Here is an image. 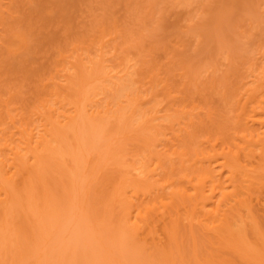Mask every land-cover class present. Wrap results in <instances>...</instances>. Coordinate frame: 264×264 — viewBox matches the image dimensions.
I'll list each match as a JSON object with an SVG mask.
<instances>
[{
	"label": "rangeland",
	"instance_id": "374dc122",
	"mask_svg": "<svg viewBox=\"0 0 264 264\" xmlns=\"http://www.w3.org/2000/svg\"><path fill=\"white\" fill-rule=\"evenodd\" d=\"M56 1L0 0V47L3 49L5 37L18 31L26 34L30 44V52L28 51V56L25 55L30 68H25L23 74L10 73L9 77L0 72V147L6 148H0L2 157L6 155L4 159H8L10 152L15 154L20 150V139H26L25 135L30 131L37 136L43 133L39 102L42 99L53 102L55 98L50 96L48 90L44 93L42 89L51 82V76L55 78L57 73V76L65 73L61 71L63 66L60 63L65 58L71 60L68 58L69 54L74 58L76 52L74 55L71 53L73 47L75 51L77 45L80 47L78 50L83 58L87 55L104 60L102 64L110 75L123 76L120 83L111 78L115 84L120 85L116 89L106 82L105 87H102L103 84L95 89V84L92 86L91 91L96 95L93 97V94L88 101H92V104H86V120L80 128L69 132L66 139L63 137V141H58L59 156L56 159L40 161L31 158L27 171L23 172L25 174L16 176L14 182L17 186L13 187L14 190H19L12 193L14 196L18 193L15 196L17 199L14 197L16 202L13 210L11 209L10 214L7 213L8 217L0 211L3 216L0 215V264H222L224 260L231 262L228 264H252L246 262L248 258L244 260L234 255L229 256V251L225 249V253L218 250V259V252L214 248L217 245L208 243V236L203 235L196 222L191 223L190 227L183 220V214L187 212L183 207L178 233L174 238H168L169 241L161 231L170 223H167L168 215L164 214L163 218L160 212L163 204L168 200L171 202L170 192L173 189L181 190L182 178L188 180L198 172H194V169L197 166L199 168L200 164L194 165V158L196 160L199 155L194 154L197 150L198 154L204 151L205 140L211 139L209 144L215 145L214 149L218 152L219 149H227L229 137L237 132L236 120L241 112L234 103L244 90L243 87L240 90L238 88L242 85L245 88L246 83L253 78L251 76L264 69V0ZM61 1L66 4L62 5L66 7L63 12L66 16L60 14ZM69 12L71 13L67 15ZM66 24L70 26L67 27ZM95 38L103 44L99 42V46L102 45L100 51H96L95 46L92 47L95 50L89 46ZM95 41L92 45H98ZM65 67L68 68L67 65ZM70 72L72 71H66ZM124 85L128 91L138 89L144 95L150 91V97L154 93L156 99L152 103L156 104L157 116L163 117L156 119L158 131L155 134V128L154 131L146 130L149 139L153 135L157 138H152L150 143L153 148H157V151H153L158 153V158L164 153L163 158H159L162 170L157 168L156 177L151 178L152 183H142V186L136 187L129 181L131 166L142 158L146 160L150 157L152 148L149 140L146 141L148 137L144 139V143L140 140L130 141L128 134L118 124L115 125L114 118L109 116L110 118L91 120L89 117L91 105L96 107L98 102L99 106L113 103ZM143 90L147 92H142ZM237 91H241L236 96L238 99L235 97ZM170 97L172 98L169 99ZM72 100L75 101L68 99L67 102ZM243 100L242 98L241 101ZM51 104L57 107L62 105ZM98 105L96 108L101 109L102 106ZM260 120L256 121L253 128L260 126ZM144 134L146 133H142ZM74 137H79L80 144L79 141L77 145L74 144L77 143ZM220 150L218 153H221ZM175 151L181 154L175 156ZM22 152L20 155L25 154ZM11 157L14 158L13 155ZM158 158L149 165L151 171L159 166ZM210 167L215 171L219 170L217 163ZM193 176L190 180L194 182L198 177L194 176L195 180ZM262 182L264 183V176ZM160 192L165 193V197ZM122 193H125L124 198L121 197ZM191 193L193 192L190 190L188 195ZM119 195L120 198L117 197ZM262 196L264 200V195ZM12 201L14 202L13 199ZM186 204L188 203L185 206ZM153 207L157 212L152 233L137 236L128 226L124 227L127 221L125 215L129 211L144 218L146 211H152ZM250 235L248 244L258 254L261 252L260 242L257 240L256 243ZM260 264H264V258Z\"/></svg>",
	"mask_w": 264,
	"mask_h": 264
},
{
	"label": "bare ground",
	"instance_id": "6f19581e",
	"mask_svg": "<svg viewBox=\"0 0 264 264\" xmlns=\"http://www.w3.org/2000/svg\"><path fill=\"white\" fill-rule=\"evenodd\" d=\"M62 2L63 1H61V6H60V3H58L59 6L61 7V8L59 7L61 10L60 14L62 13L61 15H63V14L65 15V13H63V12H65L66 7H62V5L65 6L66 4L64 5ZM45 3H47V2H45ZM76 3H77V1H76ZM76 3L74 5H76ZM67 4L69 5V3H67ZM70 7H72V5ZM52 8H53V6H52ZM63 8H64V10H63ZM57 11H59V10H57ZM70 13L71 12L67 13V15H69ZM72 13H74V12H72ZM61 15H60V17H61ZM57 20H58V18H57ZM65 20H66V18H65ZM69 20H71V19H69ZM63 22L65 23V21H63ZM52 24H54V23H52ZM56 24H57V22H56ZM56 24H54V26ZM65 26H67V24ZM68 26H70V25H68ZM20 29H22V28H20ZM21 32H23V31H21ZM21 32H19V31L13 32L10 36L8 35L7 38L5 37V41H3L1 39L4 42L3 43L4 44L3 49L0 47L1 51H2L0 54V56H1L0 57L1 58L0 59V72L3 73V74H1L3 76L9 77L10 73H11V75H13V73H15V74L16 73H18V74L22 73L23 74L24 71H26L25 68H27V67L30 68L29 67L30 64L28 62V59L26 58L28 56L27 53L29 54V52H30L28 50L30 47L29 46L30 44H29V41H28L26 34H23ZM100 32H101V30H100ZM45 36H47V35H45ZM72 36H73V33H72ZM91 36H92V34H91ZM3 37H4V35H3ZM96 38H95V40H96ZM101 39H103V38H101ZM48 40H50V38ZM93 42H91L89 44V46L91 48L93 46H95L96 51L97 50L100 51L99 49H101V46L103 45L101 43V41H99L100 44H102L100 46H99V42H97V40L95 41V44L98 43V45H94V44L92 45ZM82 43H81V46H82ZM88 43H89V41H88ZM103 43H104V41H103ZM52 45H53V43H52ZM75 45H77V44L75 43ZM50 46H51V44H50ZM72 47H73V45H72ZM78 47L79 46L77 45L76 50L78 51V53H77V51H75L74 47H73V49L70 48L72 50L71 53L73 52V55L76 52V55H74V58L71 56L72 54H69L71 57L68 55V58H70L71 60L66 59V58L62 59L60 65L62 64L63 69L61 71H63V73L65 72V73L62 75H59V76H57L58 75V73H57L55 78L51 76L52 77V79L50 77L51 82H49L48 86L46 85L47 87L45 85H44V87L40 86L41 88L43 87V89H42L43 92L45 90H48L50 93V96L55 98V101H53V102L44 101L43 99L39 102V108H40L39 110L41 112V113L39 112V114H40L39 117L42 118V119H40V121H43V123H44V124L42 123V125L44 127V128L43 127L42 128L44 130L41 128L43 133L38 134V136H37V135H34V133H32L31 131L28 134H26L24 132L26 134V135L24 134L26 139L22 140L23 139L22 138V139H20V142L22 141L21 144H23V145L25 144V145L24 146L22 145L23 146L22 147L20 144L19 145L20 150H17L15 152V154H14V152L13 153L10 152L12 150L9 151L10 153L8 155H11V156L13 155L14 158H12L11 156L10 157L8 156V159L7 158L4 159V157L6 155H4V157H2L3 154H0V211H1V213H4L7 215V213L10 214L11 209L13 210L12 207H14V205H15L14 203L16 202L15 199H17V197H15V196L18 195V193L15 196L12 194L16 190V189L14 190V187H13V185L16 184V182H14V180L17 179V177H16L17 175H19L20 173H23L24 171H27V167H28L27 165L29 164L30 159L31 158L36 159V160L40 159V161H43L47 158H50L53 160L56 159L57 156H59L57 154V151H58L57 150L58 149L57 143H58V141H63L64 140L63 137L65 138L69 132H72V130H75V129H78L81 127L83 121L86 120V118H85L86 115L88 114V112H87L88 110H85L88 107V106L86 107V104L88 101H90V97L93 94H94L93 97L96 95L94 92L91 91L92 86L95 84L94 89L96 88V86L99 87L102 84L104 85L102 87H105L106 83L109 85L111 84V86H113V89L115 87L120 86V85L118 86L117 84H115L114 80H111V78L116 79L117 80L116 82L120 83L119 80L122 79L123 75L121 76V74H120L121 77H118L115 75L114 76L110 75L108 72H106L108 70L105 71L104 65L102 64L104 60H100V57H99V59H96V57L90 58L87 55H86V57L83 55L85 57V58H83L82 53H80L78 50L80 47L79 48ZM95 48H92V49L95 50ZM38 49H40V48H38ZM70 49H69V51H70ZM100 54H101V52H100ZM25 55H27V56L25 57ZM262 58H264V57H262ZM101 59H102V57H101ZM66 60H69V61H66ZM84 60H86L88 63H86V61L84 62ZM64 61H65V63H64ZM27 65H29V66H27ZM65 65H67V67H68L67 69H66ZM263 66H264V63H263ZM30 71L34 72L33 70H30ZM66 71L67 72L72 71V72L66 73ZM28 72H29V70H27L26 73L28 74ZM32 72H31V74H32ZM18 74H16V75H18ZM118 74H119V72H118ZM251 75H249V76H251ZM126 76H128V75H126ZM126 76H124V77H126ZM27 77H29V76H27ZM251 77H253V78L250 79L248 83H246L247 86H245V88H244V85H242L241 87L238 88V90H240L242 87L244 89V90L242 89L243 91H242V94L240 95L241 97L239 96L241 91L240 92L237 91L235 93L236 95L234 94L235 97L239 96V99H238V97H236L238 100H236L234 104L237 105V109L240 108L241 114L239 113V115L237 116L238 120H236V121H238V123L236 122L237 123L236 125H238V127L236 126L237 132H235V134H232L233 136L231 138L226 135L227 137H229L228 142H227L228 147H226L227 149L220 150L218 148L221 152V153H218L219 150L217 152L215 150L216 148L214 149L215 145L213 146V145L209 144L210 143L209 140H211V139H206L207 138L206 137L205 138L206 140L205 139L204 140H205V144L207 146L205 145L206 148H204V149L201 148L204 151L199 152V154H198V152H197L198 150H197L195 152L196 154H194L196 156L199 155L196 160L194 158V161H195L194 165L196 164V166H197V164L198 165L200 164L199 168H197L198 166L196 167L197 170L194 169V172L198 171V172H195L196 174L198 173V176L196 174H194L195 177H198L197 180L192 175L193 173H191V172H189V173H191V175L196 180L194 182H193V180H190V178L192 176L189 179L187 178L188 180H185L184 179L185 177L182 178L183 175H181L179 177L180 180H181V178L183 179L181 181L179 180L181 182L180 183V189L181 190L177 189L179 191H173L174 190L173 189L170 192L171 194H169V195H171V196H169V197L172 200H171V202H170V200H168V202H167L168 204L167 203H165V204L161 203V205L162 204L163 205H162V209H161L160 213H162L163 218H164V214H165V216L168 215L167 216L168 218L166 217L168 219L167 223L170 222V223H168L167 228L164 226L165 225L164 224L163 229L164 228L165 229L164 230L161 229L162 234L166 235L165 236L166 239H168L170 237L174 238V236H176V234L178 233L177 231L180 228V224H181L180 222L182 221V218L185 217V219H183V220L187 221V225L190 226L191 223L193 224L196 222L197 227H199L201 229V231L204 233L203 235L208 236L207 237L209 240L208 243H211L213 246L215 244L217 245V247H214L217 250L216 253L218 252V250L219 251L221 250V253H225V251L223 250V249H225L226 251H229V253H230L229 256L234 255V257L236 256L237 258L244 259V260H246V258H248L249 260L247 259L248 261H246V262H249V263L251 262L252 264H260L264 258V230H263L264 229V227H263V224H264L263 223L264 222V202L263 201L264 200L262 199V197H263L262 195H264V183L262 182V177L264 176V69H262V71L260 73H258L257 75H255V76L252 75ZM25 78H26V76H25ZM53 78L56 79V81H54ZM71 80H72V83L70 82ZM126 81H128V80H126ZM124 82H125V80H124ZM121 83H123V81H121ZM128 84L130 85V83H128ZM128 84H126V85L128 86ZM154 86H156V85H154ZM74 87H77V88H74ZM101 88H99V89H101ZM126 88L127 87H125V85L121 89L118 88L120 91L116 95V97H117L116 100L112 101L113 103H106L103 106L102 105L99 106L98 105L99 102H98L97 105H98V107L102 106L101 109L100 108L97 109L96 108L97 105H96V107L91 105L92 107L91 106H90L91 108L89 107L90 108L89 109V111H90L89 117L91 118V120L92 119L96 120V119H100V118L104 119V118L112 117V118H114L113 121L115 122V125L118 124L119 128H122L121 130H123L124 132H126V134H128V138L130 141H136L137 142V140H140L141 142H143L144 139L146 137H148L147 131H149L150 129L154 131V128H155L154 134L158 131V124H155L156 119L159 118L158 120H160L163 117L161 116V118H160L157 116L158 111L156 109L157 108L156 104L153 105V103H152L156 99L153 96V95H155L154 93L150 97L149 96L150 91L148 92V94L145 93V95H144L140 91H137L138 89L137 90L131 89V86H130L131 90H129V91ZM123 91L124 92L126 91V92L124 93ZM144 91L145 90H143L142 92H144ZM45 92L47 93V91H45ZM145 92H147V91H145ZM150 94H152V93H150ZM75 98H77V99L75 100ZM171 98L172 97H170L169 99H171ZM242 98L245 100V101L243 100L244 103H243V101H241ZM68 99H74L75 101L72 100L70 103H68L67 102ZM241 102H242V105L240 104ZM51 103H55V104L60 103L62 105L57 107ZM63 103L65 105H63ZM89 103L92 104V101L88 102V105H89ZM63 106L64 107L69 106L71 108L70 109H64ZM115 107H116V109L114 110ZM166 110L168 111V109H166ZM166 113H168V112H166ZM261 114L263 117L261 116ZM89 117H88V119L90 120ZM166 117L168 118V115H166ZM259 119H261L260 123L258 124V126L259 125L260 126L257 129H255L256 127L253 128V125L256 124V121H258ZM189 121H191V120H189ZM209 126H211V125H209ZM222 128H224V127H222ZM210 129H208V131ZM142 133H146V134L142 135ZM150 133L152 136L151 131H150ZM207 133L208 132H206V134ZM221 133H224V132L221 131ZM22 135L23 134H21V137H22ZM213 136H211V138ZM154 137L155 136L153 135L152 138H154ZM216 137H218V136H216ZM224 137H225V135H224ZM149 138L150 137L146 138L147 140L146 139L145 140L146 141L149 140L148 142L150 144V147L152 148V151H150V157L146 160H144L142 158L141 161H136L131 166V172H130L131 178H129L130 179L129 181H131L133 183V185H135V187L138 185L142 186L143 184L145 185V183L147 184V183L151 182L153 177H156V175H157L156 174L157 168L159 169L160 166L162 167L161 159L163 158L164 153L162 152L163 154L161 155V153L158 151L160 153V155L162 156V158L160 156L159 158H161V159H159L158 153L156 152V154H155V151H157L156 150L157 148L155 149L151 146L152 144L150 143V140L152 142V138L151 139H149ZM73 139L75 141H77V143L74 142ZM73 139H72L73 141L70 140V141H72L71 143L74 142V144L77 145L78 141H79V137H77V138L74 137ZM154 139L157 140V138H154ZM215 139H217V138H215ZM225 139H227V138H225ZM213 143L216 144L215 142H213ZM11 144H13V143H11ZM79 144H80V141H79ZM153 144H154V142H153ZM221 144H222V142H221ZM177 145H178V143H177ZM200 145H201V142H200ZM222 145L224 146L225 144H222ZM222 145H221V147H222ZM72 146H74V145H72ZM154 146L157 147L156 145H154ZM178 146H177V148H178ZM168 147H169V145H168ZM1 149H0V151L4 150L6 148L4 147V149H2V150ZM14 149H16V148H14ZM21 149H22V151L24 150L23 151L25 153L24 155H20V153L22 152ZM153 149L155 151H153ZM174 150L175 149H173V151ZM171 151H172V149H171ZM176 151H178V150H176ZM23 152H22V154H23ZM175 152H174V154L177 153L175 156H177L178 154H181V153H178V152L175 153ZM31 153H33V154H31ZM171 153H173V152H171ZM156 157L159 159V160H157V159L156 160L159 161V163L161 165L160 164H159V166L157 165L156 169H152L153 171H151V166L149 167V165H151V163L153 162V160H155ZM182 157H184V156H182ZM163 161H166V160H163ZM154 162H156V161H154ZM31 163H33V162H31ZM163 163H165V162H163ZM213 163H217V165L219 166V170L216 169V171H215V169L210 167V166H213ZM191 167H193V166H191ZM30 170H31V168H30ZM183 170H184V168H183ZM164 171H166V170H164ZM23 174H25V173H23ZM224 174H225V177H224ZM165 175H166V177H168L167 173ZM173 175H174V173H173ZM199 175H200V177H199ZM222 177H224V179H225L224 181H223ZM163 179H164V177H163ZM170 179H172V178H170ZM19 182H21V181H18V183ZM15 186H17V185H15ZM120 189H121V187H120ZM17 190H19V189H17ZM190 190L193 193L188 195L190 193ZM155 191H157V190H155ZM124 194L125 193H122L121 197H123ZM164 194H162V195H164ZM14 197H15V199H14ZM117 197L120 198V195ZM117 197H116V199L118 200ZM125 197H127V196H125ZM164 197H165V195H164ZM123 198H121V199H123ZM161 198H162V196H161ZM12 199L14 200V202L12 201ZM158 203L160 204L159 201H158ZM169 203H170V205H169ZM185 203H188V204H186L187 206H185ZM11 204H13V205H11ZM166 204H167V206L165 207ZM9 205H11L10 206L11 208L9 207ZM144 206H146V204ZM152 206L156 207L157 205L152 204ZM150 207H151V205H150ZM155 207H153V210H152L153 213H151L152 212L151 209H149L148 212L146 211V215L144 216V218H142L140 216V214H138V213L137 214L134 213V215H133L129 211L127 213V215H125L126 216L125 219L127 218V221L124 219L126 221L124 227L127 228L126 226H128L129 227L128 229H131V232L133 231L134 235H137V236H138V234L146 233L148 235V233H152L154 231L153 223H154V217H156L155 212H157ZM181 207H183L184 211L187 209V212L186 211L184 212L183 209L181 210ZM188 208H189V210H188ZM8 209H10V210H8ZM141 210H144V209L141 208ZM144 211H142V212L144 213ZM180 211H183L184 212L183 215H185V216L182 217ZM185 213H187L188 215ZM9 214L7 215V217L9 216ZM6 215H4V216H6ZM159 217H161V216H159ZM170 218H172V219L169 220ZM4 219H5V217H4ZM0 221H2V219ZM157 221H160V220H157ZM120 223H123V222L121 221ZM126 224H130V226L126 225ZM120 225H124V224H120ZM262 227H263V229H262ZM125 231H127V230H125ZM127 232L129 233V231H127ZM200 234H202V233H200ZM249 234H251L250 237L253 236L252 237L253 239H255L256 241L258 240L260 242V249H261L260 251L261 252L258 251V252H260V253H258L259 256L256 253L257 251L254 250L255 248L248 244L249 241L247 239H249ZM144 237H145V235H144ZM252 238H250V240ZM168 240L170 241V239H168ZM258 241L256 243H258ZM253 244H255V243L253 242ZM218 247L220 249H217ZM219 253L220 252H218V254H216L218 259H220L218 256ZM216 255H215V258H216ZM226 256H228V255H226ZM249 256L250 257L253 256L254 258L253 257L249 258ZM255 256H257V257L255 258ZM251 259L253 261H251ZM217 263H218V260H217ZM223 263L228 264L231 262L224 260Z\"/></svg>",
	"mask_w": 264,
	"mask_h": 264
}]
</instances>
